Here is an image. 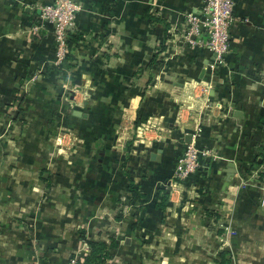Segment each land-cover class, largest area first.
<instances>
[{"label": "crops", "instance_id": "1", "mask_svg": "<svg viewBox=\"0 0 264 264\" xmlns=\"http://www.w3.org/2000/svg\"><path fill=\"white\" fill-rule=\"evenodd\" d=\"M51 1L0 0V264L83 263L86 240L114 246L100 264H264V0H234L221 63L185 37L202 0H75L59 65ZM188 142L209 156L173 184Z\"/></svg>", "mask_w": 264, "mask_h": 264}, {"label": "built area", "instance_id": "2", "mask_svg": "<svg viewBox=\"0 0 264 264\" xmlns=\"http://www.w3.org/2000/svg\"><path fill=\"white\" fill-rule=\"evenodd\" d=\"M234 0H202L201 15L188 13V26L185 37L189 41L191 36L199 35L204 29L208 39L206 47L215 54V61L221 63L229 49L230 25ZM79 6L75 0H52L41 8L40 18L52 27L51 35L55 42V64L65 62L70 53L69 35L74 28L75 14ZM209 156V152L199 148L196 143H185L181 156L176 160L172 183H185L197 172L201 161ZM262 202H264V194ZM77 257H72L69 264H77ZM31 264H40L39 257L34 255Z\"/></svg>", "mask_w": 264, "mask_h": 264}, {"label": "rangeland", "instance_id": "3", "mask_svg": "<svg viewBox=\"0 0 264 264\" xmlns=\"http://www.w3.org/2000/svg\"><path fill=\"white\" fill-rule=\"evenodd\" d=\"M80 127L81 126H79V125L76 126L75 124L74 125L70 124L69 126H64L63 125V126H60L58 128L57 132L51 136V140L48 141V147L50 148V150L53 153V156L55 158H64V157L66 158V157H68L69 156V152L68 151H73L72 143H74V144L75 143H80V144L83 143V141L82 142L79 141V138H81L80 135H79L80 134L79 130H81ZM135 130H136V127H135ZM114 131H115V128L112 127L110 129V134L112 135V137H111V135L110 136L108 135L109 141L111 140L112 142H114V140H116V138L118 136V133L115 134ZM148 131H151V130H149V128L148 129L145 128L143 130V132H148ZM166 133H168L169 135L168 134H164V135L163 134H159L156 131V138L157 137H163L165 139H168L169 140L168 142L173 143L176 140V139H174V137H176L175 133H181V132L179 131L178 128L177 129L174 128L173 130L170 129L169 132L166 130ZM140 134H142V130H141ZM135 135H136V132H135ZM143 135H145V133ZM181 137H182L181 135L178 136V138H181ZM134 138H135V136H134ZM177 141L179 142V140H177ZM181 141H183V140H181ZM131 144H132V141H131ZM182 148L184 149L183 145H182ZM61 149L63 151H61ZM183 149L181 150L182 152H183ZM115 152L116 151L113 150L112 155L116 154ZM57 153H59V154H57ZM117 153L120 155V152H117ZM118 154H117V156L119 157ZM120 156L122 158H125V155H120ZM113 157H115V156H113ZM27 236L29 238L30 237V233ZM28 238H27V240L29 241L30 239H28ZM31 238L33 239V234L31 235ZM34 243L35 242L30 243V244L32 245V250H34L33 252L36 253V246H35ZM37 255L39 257L40 264H43L44 259L43 260L41 259V255H40L39 252L37 253ZM77 258H81V255L79 257L77 256ZM81 261H83V259H81Z\"/></svg>", "mask_w": 264, "mask_h": 264}, {"label": "trees", "instance_id": "4", "mask_svg": "<svg viewBox=\"0 0 264 264\" xmlns=\"http://www.w3.org/2000/svg\"><path fill=\"white\" fill-rule=\"evenodd\" d=\"M181 153L177 157V159L181 156ZM128 190L132 196L140 201H143L145 195L143 193H139L137 189L132 188V183L128 185ZM166 193V192H165ZM165 196V195H164ZM166 202V197L163 198L162 203L160 206H164ZM86 243L90 249V253L85 257L83 263L79 261L77 264H100L103 263L109 256V248L114 247L113 245L107 246L105 243L101 241H91L86 240ZM223 263L226 262V259H223Z\"/></svg>", "mask_w": 264, "mask_h": 264}, {"label": "water", "instance_id": "5", "mask_svg": "<svg viewBox=\"0 0 264 264\" xmlns=\"http://www.w3.org/2000/svg\"><path fill=\"white\" fill-rule=\"evenodd\" d=\"M75 114H76V115H81V112L76 111ZM230 167H231V165H230ZM227 173H228V174H227V177H226V181L228 180L229 176L232 174V171H227Z\"/></svg>", "mask_w": 264, "mask_h": 264}]
</instances>
